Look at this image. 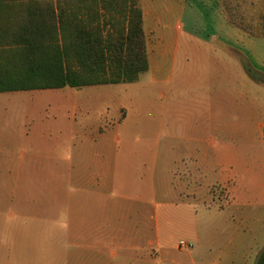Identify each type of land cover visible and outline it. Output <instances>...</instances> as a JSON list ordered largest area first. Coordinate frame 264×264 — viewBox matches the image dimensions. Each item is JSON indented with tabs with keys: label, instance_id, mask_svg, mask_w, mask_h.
Listing matches in <instances>:
<instances>
[{
	"label": "rangeland",
	"instance_id": "obj_1",
	"mask_svg": "<svg viewBox=\"0 0 264 264\" xmlns=\"http://www.w3.org/2000/svg\"><path fill=\"white\" fill-rule=\"evenodd\" d=\"M237 58L251 78L248 61ZM191 65L206 83L214 80L216 65L200 57ZM258 75L253 102L245 94L251 89H234L236 100L226 102L208 86L177 89L180 98L146 76L131 84L2 93L0 174L15 159L4 152L28 153L29 130L37 126L52 151L53 180L108 182L117 200L110 213L117 245L144 246L159 264L209 263L222 251L256 264L264 250V74ZM64 115L69 129L92 125L82 144L99 140L96 147L77 151L61 126ZM100 164L105 169L97 174ZM57 233L52 247L74 244Z\"/></svg>",
	"mask_w": 264,
	"mask_h": 264
},
{
	"label": "crops",
	"instance_id": "obj_2",
	"mask_svg": "<svg viewBox=\"0 0 264 264\" xmlns=\"http://www.w3.org/2000/svg\"><path fill=\"white\" fill-rule=\"evenodd\" d=\"M139 6L150 63L139 82L146 76L151 86L169 87L178 97L177 89L208 86L220 89V98L226 102L236 100L234 89H242L243 94L251 89L245 94L254 101L252 89H260V84L247 75L237 55L264 74V0H139ZM198 57L216 65L214 80L206 83L195 71L191 64ZM44 91L49 90L30 92ZM83 104L77 103L76 110ZM63 105L67 115L69 105ZM65 115L61 126L71 135L74 148L82 153L86 147H96L99 140L95 145L82 144L85 127L93 126L83 123L69 129ZM39 120L44 123L45 117ZM43 130L30 128L28 153L4 152L15 159L0 174V264H159L149 261L144 246L117 245L116 228L110 223L117 200L110 196L107 181L68 184L60 181L61 175L53 180L52 151L47 149L50 145ZM36 141L39 145H34ZM93 160L96 163V157ZM97 169L99 174L105 168L100 164ZM55 233V237L73 239L74 244H67L65 250L52 247ZM242 258L222 251L204 264H245Z\"/></svg>",
	"mask_w": 264,
	"mask_h": 264
},
{
	"label": "trees",
	"instance_id": "obj_3",
	"mask_svg": "<svg viewBox=\"0 0 264 264\" xmlns=\"http://www.w3.org/2000/svg\"><path fill=\"white\" fill-rule=\"evenodd\" d=\"M149 69L139 0H0V93L131 84Z\"/></svg>",
	"mask_w": 264,
	"mask_h": 264
},
{
	"label": "built area",
	"instance_id": "obj_4",
	"mask_svg": "<svg viewBox=\"0 0 264 264\" xmlns=\"http://www.w3.org/2000/svg\"><path fill=\"white\" fill-rule=\"evenodd\" d=\"M181 246L182 247H185L186 246V243L185 242H181Z\"/></svg>",
	"mask_w": 264,
	"mask_h": 264
}]
</instances>
